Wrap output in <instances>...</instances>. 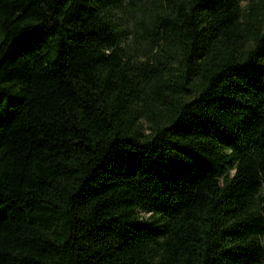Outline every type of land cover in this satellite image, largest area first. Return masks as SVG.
Segmentation results:
<instances>
[{"label": "trees", "instance_id": "obj_1", "mask_svg": "<svg viewBox=\"0 0 264 264\" xmlns=\"http://www.w3.org/2000/svg\"><path fill=\"white\" fill-rule=\"evenodd\" d=\"M243 2L0 0V264H264Z\"/></svg>", "mask_w": 264, "mask_h": 264}, {"label": "rangeland", "instance_id": "obj_2", "mask_svg": "<svg viewBox=\"0 0 264 264\" xmlns=\"http://www.w3.org/2000/svg\"><path fill=\"white\" fill-rule=\"evenodd\" d=\"M248 2H249V0H244L243 4L246 5ZM141 214H142L144 217H148V216L150 215V213H147V212H141Z\"/></svg>", "mask_w": 264, "mask_h": 264}]
</instances>
